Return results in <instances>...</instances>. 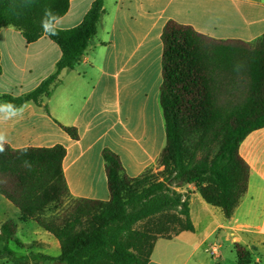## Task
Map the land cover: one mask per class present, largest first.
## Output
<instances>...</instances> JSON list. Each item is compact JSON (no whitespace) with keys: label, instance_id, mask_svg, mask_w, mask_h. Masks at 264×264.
<instances>
[{"label":"trees","instance_id":"1","mask_svg":"<svg viewBox=\"0 0 264 264\" xmlns=\"http://www.w3.org/2000/svg\"><path fill=\"white\" fill-rule=\"evenodd\" d=\"M61 19L70 0H0V31L18 30L28 43L46 36L60 47L56 72L23 96L3 95L0 102L43 106L64 70H75L94 43L105 14V0H96L82 23L50 36L41 28L45 7ZM161 106L166 147L159 170L138 178L122 173L118 157L105 154L110 190L108 202L71 200L65 215H48L70 199L63 171L66 150L11 149L0 153V195L20 213L19 221L36 222L61 244L59 264H149L157 240L195 232L191 219L193 186L206 203L231 218L248 190L250 169L239 153L253 131L264 128V36L255 43L221 41L190 26L170 21L162 35ZM3 68L0 59V76ZM48 112V107L43 106ZM74 139V128H64ZM18 221L0 227V244L17 240ZM237 264H250L247 251L236 247ZM6 253L21 264L11 247Z\"/></svg>","mask_w":264,"mask_h":264},{"label":"crops","instance_id":"2","mask_svg":"<svg viewBox=\"0 0 264 264\" xmlns=\"http://www.w3.org/2000/svg\"><path fill=\"white\" fill-rule=\"evenodd\" d=\"M95 1L70 0L55 27L79 26ZM170 21L217 40L255 43L264 36V0H105L94 43L75 70L60 74L52 96L43 103L48 112L29 102L22 116L4 119L0 113L5 145L14 150L63 146L70 200H110L107 153L118 157L128 178L158 171L166 147L162 35ZM61 56L60 47L46 36L28 43L15 28H2L0 96L32 92L56 72ZM64 128L76 129L78 138ZM239 153L250 176L247 193L231 218L191 189L195 232L157 240L149 264H237L232 251L236 247L249 253L250 264H264V128L251 132ZM19 218L11 202L1 203L0 227L14 219L17 240L35 246L30 252L61 255L54 236L36 222Z\"/></svg>","mask_w":264,"mask_h":264},{"label":"rangeland","instance_id":"3","mask_svg":"<svg viewBox=\"0 0 264 264\" xmlns=\"http://www.w3.org/2000/svg\"><path fill=\"white\" fill-rule=\"evenodd\" d=\"M185 188L187 189L186 192L192 191L191 189L195 190V188L193 186L192 187L187 186ZM70 201L71 200L69 198L65 199L63 204L57 210H54V207H52L51 210L49 211L48 215H50V216H54V215L63 216V215H65V213H66L65 211L69 210V208H70ZM7 202H8V200H6L4 197H2L0 195V205H1V203H7ZM12 211L14 213L17 212L16 209L12 210ZM30 225L35 226V227L37 226L36 223H31ZM5 247H11V249L14 250L15 255L17 257L22 258L21 264H59V263L54 262V261H43V259L39 255H36L34 253V251L30 252V248H32V249L35 248L34 245H32V246L25 245V247L20 249L14 243L0 244V251H3V249ZM235 249H232V251L233 252L235 251V259H237V251ZM0 264H14V260L12 258H10L6 253H4V254L2 253L1 257H0Z\"/></svg>","mask_w":264,"mask_h":264},{"label":"clouds","instance_id":"4","mask_svg":"<svg viewBox=\"0 0 264 264\" xmlns=\"http://www.w3.org/2000/svg\"><path fill=\"white\" fill-rule=\"evenodd\" d=\"M58 20V15L52 10L50 6H47L43 11V16L40 21L41 28L50 36L59 35V31L55 27ZM24 109V104L16 106L11 103V101L0 104V113L4 114V119H12L16 116H22ZM6 143H8L7 136L4 133L0 132V153H3L5 151Z\"/></svg>","mask_w":264,"mask_h":264}]
</instances>
